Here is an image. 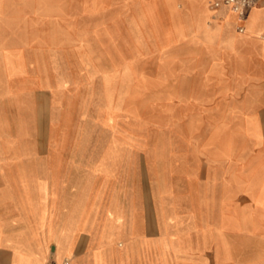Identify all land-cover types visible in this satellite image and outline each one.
<instances>
[{
    "label": "crops",
    "instance_id": "1",
    "mask_svg": "<svg viewBox=\"0 0 264 264\" xmlns=\"http://www.w3.org/2000/svg\"><path fill=\"white\" fill-rule=\"evenodd\" d=\"M135 1L105 8L110 17L79 31L70 56L50 38L40 66L28 67L39 87L34 93L46 98L51 116L47 135L28 129L0 144V264H60L64 258L69 264H225L231 257L227 243L240 238L235 219L232 231L210 220L197 192L202 184L193 180L192 114L184 120L189 134L159 133L150 143L130 133L128 76L131 115L140 113L136 98L145 84L140 68L128 74L127 44L129 32H145L156 76L165 62L170 80L186 81L171 82L168 91L184 96L186 112L193 93L187 81L198 71L203 78L208 64L219 78L244 79L248 95L261 79L259 114L251 105L243 110L245 125L264 127V0L244 19L227 9L212 12L209 0ZM119 45L123 50L116 52ZM237 94L227 108L232 118H225L224 103L208 110L213 126L240 128L245 92ZM240 149V133L233 131L215 161L222 184L232 176L239 186ZM208 169L207 161L200 175Z\"/></svg>",
    "mask_w": 264,
    "mask_h": 264
},
{
    "label": "rangeland",
    "instance_id": "2",
    "mask_svg": "<svg viewBox=\"0 0 264 264\" xmlns=\"http://www.w3.org/2000/svg\"><path fill=\"white\" fill-rule=\"evenodd\" d=\"M105 3L106 5L104 0H0L2 146L9 145L3 141H7L10 135L24 134L28 129L34 134H48L50 110H47L46 98L35 95V90L39 88L37 80L30 77L27 70L28 67L34 70L40 66V55L42 51L47 55L50 38L53 43L59 40L62 43L59 50L70 56L73 53L72 42L79 31L87 32L90 28H96L110 17L103 14L105 8L111 5L137 4L135 0H106ZM150 23H157L155 17H151ZM144 33L137 30L129 32L127 44L130 59L128 74L130 70L132 77L133 69L138 74L140 68L145 84L138 92V99L136 98L141 108L140 113L131 115L128 76L127 118L132 131L130 133L139 134L150 143L159 133L183 135L187 130L189 134L190 128L184 127V120L189 119L192 114L193 151L198 167L193 173V180L203 187L202 191H197L202 199L203 213L213 222L219 221L226 231H232L233 219L235 228H239L240 238L235 240V244L232 240L229 241L230 244L227 243L231 257L227 260L228 257L224 255L227 260L224 263L264 264V127L245 125L247 121L244 118L248 112L243 110V106L247 109L251 105L256 107V113L259 114L257 93L262 80L257 78L256 89H251V94L248 95L250 91L243 86L244 79L219 78L216 67L212 63L208 64L210 66H207L208 70L205 68L203 78L198 71L199 76L195 73L196 76L187 81L193 93L187 95L186 100L192 111L186 112L184 96H170L168 92L171 82L174 86H184L186 81L178 78L170 80L169 64L165 62L161 63V66H165L164 73L156 76L153 57L148 55L152 52V43L147 37H143ZM121 48L123 50L119 45L114 50L119 52ZM31 57H34L33 61L27 63L26 60ZM198 68L200 69L199 66H194V71ZM239 91L245 92L241 95V102L246 99L244 105L241 103L240 128L213 126L212 117L208 116L211 111L208 110L224 103L225 118H232V110L227 108L228 105L232 108L238 101ZM142 108H145V114ZM233 131L236 135L239 132L241 139L240 175L237 176L239 186L235 184V187L231 181L232 176L230 182L225 181L222 184L224 176L217 174L215 168V161L227 150V142ZM207 161L208 173L200 175V167ZM232 246H235L233 252Z\"/></svg>",
    "mask_w": 264,
    "mask_h": 264
},
{
    "label": "built area",
    "instance_id": "3",
    "mask_svg": "<svg viewBox=\"0 0 264 264\" xmlns=\"http://www.w3.org/2000/svg\"><path fill=\"white\" fill-rule=\"evenodd\" d=\"M263 0H209L208 7L212 12L222 9L235 14L239 19H244L248 10L253 8L257 3ZM242 32V28H238ZM45 264H56L53 260ZM60 264H69V258H64Z\"/></svg>",
    "mask_w": 264,
    "mask_h": 264
}]
</instances>
